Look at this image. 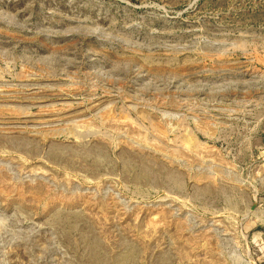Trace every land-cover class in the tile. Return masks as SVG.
Here are the masks:
<instances>
[{"label":"rangeland","instance_id":"obj_1","mask_svg":"<svg viewBox=\"0 0 264 264\" xmlns=\"http://www.w3.org/2000/svg\"><path fill=\"white\" fill-rule=\"evenodd\" d=\"M0 264H264V0H0Z\"/></svg>","mask_w":264,"mask_h":264}]
</instances>
